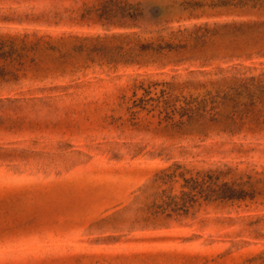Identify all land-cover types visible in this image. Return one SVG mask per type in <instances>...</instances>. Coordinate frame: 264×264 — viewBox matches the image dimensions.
<instances>
[{"label":"rangeland","instance_id":"rangeland-1","mask_svg":"<svg viewBox=\"0 0 264 264\" xmlns=\"http://www.w3.org/2000/svg\"><path fill=\"white\" fill-rule=\"evenodd\" d=\"M260 22L264 0H0V264H264Z\"/></svg>","mask_w":264,"mask_h":264},{"label":"trees","instance_id":"trees-1","mask_svg":"<svg viewBox=\"0 0 264 264\" xmlns=\"http://www.w3.org/2000/svg\"><path fill=\"white\" fill-rule=\"evenodd\" d=\"M257 24H258V26H264V22H260V23H257ZM158 47L160 49H166V50L172 51V50H174L176 48H182L183 46L181 47L179 45H172L170 43H165L164 45H159ZM187 117H191V115H189ZM195 182H196V179H188L186 181L187 187L191 190L192 184L195 183ZM186 195H187V193H183V196H186Z\"/></svg>","mask_w":264,"mask_h":264}]
</instances>
